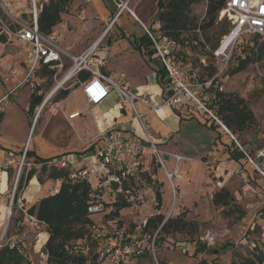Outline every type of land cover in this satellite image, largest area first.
<instances>
[{
	"label": "rangeland",
	"instance_id": "1",
	"mask_svg": "<svg viewBox=\"0 0 264 264\" xmlns=\"http://www.w3.org/2000/svg\"><path fill=\"white\" fill-rule=\"evenodd\" d=\"M37 1L40 2V0ZM90 1L91 4L84 8L82 0H73L67 6L65 13H61V21L56 25L55 30L59 34L65 35L68 42H84L87 37L94 39L101 32L102 41L100 40L101 42L98 44V46L101 45V48L106 41L110 40L109 42H112L118 37H122L121 43L130 41L133 46L134 40L144 34L145 28L157 39L167 38L178 47V58L187 74L188 80L192 82H207V95H204L207 98L204 99L202 96V100L206 102V105L211 101L213 85L215 84V81H211L210 84L209 81L216 74L217 77L215 78L218 88L222 92L243 99L244 104L252 114V118L247 122V127L239 132V141L236 139L244 151L251 158H255L258 149L264 148V55L261 59L254 58L242 71L224 75L228 64L236 61L238 52L242 47L245 49L246 45H252L254 39L264 43V36L241 35L240 39L242 40L234 44L225 55H214L212 51L223 36L220 33L221 26L217 27L214 25L205 31L200 29L199 32H195L198 40L201 39L202 44L200 45L193 46L190 41L181 44L173 37L168 36L161 28V23L156 15V0H140L142 11H138V14L142 16L143 20H147L144 21L145 28L125 10L118 17L114 28H109L105 31L107 24L110 22L108 20L100 31V27H95L92 18L93 16H102V13L97 9V0ZM127 1L121 4L126 3L127 6ZM130 5L132 6L131 3ZM7 6L14 15H19V17H22L20 14L24 10L27 12L30 7L28 3L26 5L24 2L17 0H10ZM109 8L112 12L116 11L113 7ZM91 9L96 10L94 14H92ZM205 9V0L194 2L189 6L188 15L195 18L197 22H201L205 15ZM79 11L82 13H79ZM0 16L7 22L11 21L1 8ZM23 17L27 19L28 14L25 13ZM217 21L228 20L219 11ZM62 24H65L66 28L64 26L61 27ZM170 29L173 31L177 30L173 27ZM190 38L191 36L189 35L188 39L190 40ZM57 43L60 45L59 42ZM238 43L240 44L238 45ZM27 50V47L22 42L6 35L0 27V110L4 111V117L0 124V162L8 158L9 151L5 150L10 148L13 153V159L8 158L11 160L8 170H12L11 175L8 173L7 180L9 192H11L17 175L22 151L26 148L23 144L31 122V116L26 111L29 92L39 85L42 92L46 95V91L53 84L55 85L53 78L51 84H48L45 81L46 78L39 75L38 71L31 76L25 75L28 73L29 66V61L27 60L28 65L24 68ZM142 60L145 65L149 66L145 59ZM212 67H216V70L210 76ZM81 101L80 95L75 91L63 103L67 106L69 105V107L81 108ZM184 105H187V112L183 111L182 114L190 117L186 118L187 120L180 119L182 121V129L179 140L174 142V139H170L164 149L159 145L156 147L164 166L159 163L156 154L148 155V159H150L148 173L150 176L143 177L141 180L138 179L135 187H131L129 195L114 193L112 189L100 186V175H97L92 170L93 161L91 159L83 160L84 166L89 170L86 181L91 193L96 195L97 199L99 197L98 200L101 201L104 208L103 211H96L90 214L95 227L86 225V228H88L91 232L90 235L97 242L102 243L107 235H119L121 232L130 233L133 236H144L142 228L147 218L151 215L161 213L164 215V220L169 217L182 216L189 221L188 228L185 231L171 230L165 234H157L159 228H156L153 230L151 238L156 235L161 236V238L154 242L153 252L149 251L150 256H130L128 264H159L162 260L165 264H197L201 259H205L208 262L216 260L222 264H229L231 261L242 264L246 260H250L249 264H262L258 262L257 256L258 254L260 255V251L264 253V218L257 217L254 219V216L258 209L264 206V181L259 174H253L252 169L254 166L248 159L242 158L241 161H236L232 158L223 159L226 153H231L230 149L233 148L230 146L231 141L234 140L232 136H228L220 125L222 131L216 138L217 132L209 126L211 121L216 122V119L202 107L197 108L193 104ZM190 109L195 112L193 113ZM209 110L214 115L213 110ZM201 117L203 121H207L208 124L206 126L199 119ZM216 117L219 118L218 116ZM78 120L72 121L77 133L80 134L91 128V123L87 119L86 121L81 119L80 124ZM45 121L46 117L44 116L41 119L38 118L36 127L34 124L27 140V147L30 143L31 148H38L37 150L42 154L58 150L51 143L42 140L39 135L43 123L45 125ZM73 134L75 133L73 132ZM164 150L168 152L176 151L184 157L176 165V173L181 175V179L173 177L171 182L166 177L164 167L168 171H173L174 158L166 155ZM25 160L30 161L31 157L26 156ZM26 171L27 166L23 165L20 174L23 175ZM48 173L49 169L36 168L33 176L36 178V182L29 184L27 192L33 193L40 188L44 190V183L55 180L49 178ZM38 176H41L42 182L38 181ZM4 185L5 182L2 183V193H4ZM221 186H225L233 194L236 202L246 211L243 217L239 218L240 211L233 204L221 206L212 203L213 192ZM18 187L19 184H17L16 189ZM25 187L18 189L17 197H19L23 206L19 208L18 205H15L13 207V217L10 221L7 237L18 233L19 225L15 223L19 224L20 222L22 224L20 232L26 233V236L22 238L24 261H30L31 264H47V254L43 249V245L48 238L45 225L38 224V226L32 227V225L23 224L25 210L29 207L22 199ZM156 190L161 193L162 202L159 208L156 207L155 202ZM48 192H51V190L48 189ZM5 197L4 195L2 202H4ZM125 198L129 199L130 205L120 208L119 215L111 218L109 213L115 207L113 203ZM252 222H255L260 230L249 234L248 238L243 240V243L236 246L230 245L229 242L231 243L239 238L245 228ZM189 230L192 232H188ZM207 234L215 235V240L209 245L205 242ZM15 239L14 237L6 238L2 241V244L13 245L17 243ZM150 241L144 238V242L141 245L149 246ZM195 241H200L201 244L205 243V245L201 246L203 248L202 252L197 251L194 255ZM82 243L83 240L79 239L70 241L69 245L72 248H80L81 246L83 247ZM126 243L135 245L140 242L127 241ZM94 246L95 244L91 246V251H93ZM254 248L256 252L253 251ZM89 253L91 254L90 251Z\"/></svg>",
	"mask_w": 264,
	"mask_h": 264
},
{
	"label": "built area",
	"instance_id": "2",
	"mask_svg": "<svg viewBox=\"0 0 264 264\" xmlns=\"http://www.w3.org/2000/svg\"><path fill=\"white\" fill-rule=\"evenodd\" d=\"M10 0H0V8L10 18V22L5 21L0 16L1 30L8 36L14 37L27 46V59L29 61V68L27 76L32 73L39 63L54 62L63 67L62 56L66 55L70 58L71 64L67 68L62 78L56 80L54 87H52L47 94L42 98L37 105L34 112L33 121L35 122L43 110H47L50 114L62 113L68 120L79 115L78 111L72 112L68 115L64 113L60 106V101L53 99L54 95L59 89L70 88L72 85L67 83L73 79L80 71H87L90 77L84 81H78L82 87L84 97L89 105H97L111 92L115 93L120 106L133 114V118L139 123L142 137L137 140H130L123 131L114 127L99 131L94 138L96 146L89 153H82L79 156L76 152L64 153L52 158L35 162L32 160H25L26 148L22 151V157L18 165L16 178L13 182L11 192L7 187L9 166L11 160L5 158L0 162V247L3 245L2 241L6 238L14 237L17 243L23 241L26 236L24 232H18L14 236L7 237L10 221L13 217V207L18 205L19 208L23 206L19 197L14 204V195L23 165L27 166L26 173L34 168L42 169H63L68 171V178L77 180L86 178L89 170L83 165H79L83 159H91L93 161L92 170L100 175L99 185L108 187L114 193H125L128 190L123 188L124 183L129 189L135 186V183L140 179L141 171L143 170L148 155L156 154L159 163L164 166L163 160L157 151L156 143L149 133L146 125L142 121V114L137 110L136 103L142 102L149 105L151 109H155V105L149 104V100L137 91H133L128 85L122 83L119 79L102 74L98 69L92 67L91 59L94 54L95 45L81 54L74 56L65 51L54 38L42 32L38 25V14L42 5L37 0H17L30 5L29 10L22 12V17L14 15L7 5ZM126 7V3L120 5V10ZM120 10L118 12H120ZM222 16L227 18L230 23L229 30L221 37L218 45L213 49L214 55H225V53L233 47L235 42L241 35H258L264 36V0H226L225 5L220 10ZM28 14V18L23 15ZM115 18V17H114ZM114 18L107 24L105 31H107L114 21ZM153 45L156 49L160 62L162 63L169 80V93L164 96L163 104L168 106L193 104L195 107H202L209 112L218 122V118L213 115L203 102L207 98V82H192L188 80L187 74L182 68V64L178 58L177 48L174 42L167 38L157 39L151 32L145 28ZM199 32V28L195 29ZM201 40V39H200ZM204 42V41H203ZM176 47V49H175ZM56 76V73L54 77ZM214 75L209 81L217 83ZM203 96V97H202ZM234 139L233 135H231ZM235 140V139H234ZM241 149V147H240ZM247 159L252 163L257 173L264 179V148L258 149L255 158H251L248 153L242 150ZM175 160V164L184 157L177 153H169ZM176 167V166H175ZM173 171H168L165 167L166 177L172 182L173 177L181 179V175ZM5 182L4 193L1 192L2 183ZM173 185V183H172ZM4 202H2L3 196ZM129 200V199H128ZM103 204L96 202L88 206V211L96 212L103 211ZM38 226L42 224L34 215L25 213L23 224ZM23 231V230H22ZM22 236L19 237L18 236ZM19 237V239H18ZM215 240V235L207 234L205 242L209 245ZM14 243V242H12ZM154 237L151 239L148 249L154 250ZM141 251V245H130L128 243L117 245H105L98 250L97 263L98 264H128L129 257L138 255Z\"/></svg>",
	"mask_w": 264,
	"mask_h": 264
},
{
	"label": "trees",
	"instance_id": "3",
	"mask_svg": "<svg viewBox=\"0 0 264 264\" xmlns=\"http://www.w3.org/2000/svg\"><path fill=\"white\" fill-rule=\"evenodd\" d=\"M201 0H156V15L158 21L161 23V28L168 35L179 41L181 44L185 42H191L194 45H200L202 42L197 38V32L195 29L199 28L202 31L216 25L217 27L221 26L220 33L224 35L230 28L229 21H217L218 12L225 5L226 0H205L206 9L205 15L203 16L201 22H197L195 18L189 17L188 10L190 4L194 2H199ZM69 0H49L43 3L42 8L38 14V25L39 29L46 33L50 34L52 28L61 21V13L65 10L66 5ZM176 28V31L171 30L170 28ZM187 33V34H184ZM191 36L190 40L188 36ZM255 37H259L255 35ZM240 37L237 39L235 44L240 41ZM240 43H238L239 45ZM133 47L140 51L143 58L147 63L156 71L158 76V82L161 84L165 96L169 93V80L167 73L159 60L156 49L153 45L151 38L148 33L144 30V34L136 38L133 42ZM264 55V43H260L257 39L252 41V45H246L241 48L238 52L237 59L234 63L228 64L224 75L233 74L238 71H242L250 61L255 59H261ZM51 63L42 64L39 68V75L46 78V82L51 84L52 76L55 72L54 68H51ZM69 63L64 62L63 67H68ZM216 67H212L210 76L215 72ZM90 77V73L86 71H80L74 78V86L78 81H84ZM72 80V81H73ZM71 82V81H70ZM69 82V83H70ZM213 93L210 98V102L207 104L208 108L213 110L214 115L218 116L219 120L227 127V129L232 133V135L239 141V132H241L245 127H247V122L252 118L251 112L247 109L244 104L243 99L234 97L225 92H222L218 88V83L213 85ZM168 87V88H167ZM39 85L31 91L28 99V108L27 114L31 116L30 127L33 121L34 109L41 102L44 93H39ZM70 92V88L59 89L54 95L53 99L60 100L65 98ZM179 105L171 106L173 110L177 113ZM4 117V111L0 110V124ZM37 123V122H36ZM35 123V127H36ZM203 124H208L207 121H204ZM210 128L217 132L216 138L221 133L222 129L220 124L211 121L209 124ZM34 127V128H35ZM224 132V131H223ZM226 133V132H225ZM233 148L230 149V156L233 160L241 161V159H247L244 152L238 148L234 140L231 141ZM92 147H88L82 150H75L73 152L82 154L86 153ZM69 153V152H64ZM61 153V154H64ZM25 155L27 157L35 156L34 161L40 162L54 156L50 157H40L33 153V150L30 149V143L26 149ZM247 161V160H246ZM45 170V167L42 168ZM11 169L9 175H11ZM253 174L257 175L255 168L252 169ZM251 171V172H252ZM149 171L143 169L141 171L140 180L144 177L150 176ZM35 175V169L31 168L27 173L19 175L18 189H21L23 186H26L29 180ZM49 178L60 179L61 183L59 189L51 194L41 197L36 203L29 205L25 210L27 214L34 215L39 222L45 225V230L48 233V238L43 245V249L47 254V264H98L97 263V253L101 247L105 245H117L124 244L127 241L136 242L139 241V245L144 242V238L148 241L151 240L153 230L158 229L157 234H165L167 232L173 231H185L188 228L189 221L184 217H169L164 220V215L157 213L151 215L147 218L145 225L142 228L144 236H133L125 232L121 234L107 235L103 239L102 243H99L94 239L90 234L91 232L86 228L87 226L95 227V223L90 217V214L93 212L88 211V206L90 204L101 202L96 198V195L91 193L89 185L86 178H81L77 180H69L68 171L63 169H50L48 173ZM68 181H67V180ZM38 181L42 182L41 176H38ZM73 181V182H72ZM135 187V186H134ZM132 187V188H134ZM123 188L128 190L125 194L129 195L131 189L124 183ZM15 190L14 195V204L16 203L17 193L19 190ZM212 203L214 205H228L233 204L236 209L240 211L239 218L243 217L246 212L245 210L236 202L233 194L225 187L221 186L216 191L213 192L211 197ZM155 202L156 207L161 206V193L159 190L155 191ZM130 205L128 199L117 201L113 203L114 209L110 211V217L115 218L119 215V209L125 206ZM257 217H264V208L258 210L254 216V219ZM20 221V220H19ZM16 222V221H15ZM14 222V223H15ZM15 224L19 225L17 232L21 231L22 224L16 222ZM260 230L259 226L252 222L247 226L243 234L233 242H229L230 245H239L243 243V240L248 238V235L253 231ZM188 232H192L189 230ZM91 236V237H90ZM96 236V235H95ZM161 236H155L154 242L157 239H160ZM83 240V247L72 248L69 243L70 241ZM93 251H91V246L94 245ZM196 247L194 255L197 251L202 252L203 248L201 247L204 244H201L200 241H195ZM21 243H15L13 245L3 244L0 247V264H31L30 261H24L25 255L22 253ZM91 252V254L89 253ZM253 251L256 252L255 248ZM257 259L258 262L263 264L264 253L259 252ZM138 255L150 256L148 246L141 245V251ZM250 260H246L245 263L249 264ZM159 264H165L162 260ZM197 264H222L218 263L216 260L208 262L205 259H201ZM229 264H237L234 261H231Z\"/></svg>",
	"mask_w": 264,
	"mask_h": 264
},
{
	"label": "crops",
	"instance_id": "4",
	"mask_svg": "<svg viewBox=\"0 0 264 264\" xmlns=\"http://www.w3.org/2000/svg\"><path fill=\"white\" fill-rule=\"evenodd\" d=\"M72 1L73 0H69L68 4L65 7V10L63 11L64 13L66 11L67 6L69 5V3L71 4ZM124 1L126 0H109V1L97 0L96 6L99 12L102 13V16H93L92 19L94 20L95 27H100V31H101L103 27L106 25L107 21L115 17L113 23L110 26V29L114 28V25L118 20V17L126 10L131 17L138 20L141 23L142 27L145 28L146 25L144 21L147 20L146 19L143 20L142 16H139L138 14V11L139 12L142 11L139 2L140 0H135L134 2L133 0H128L127 6L123 7L122 10H120V5ZM45 2L47 1L40 0L39 3L43 5V3ZM82 2L84 8L91 4L90 0H82ZM130 3L132 4V6L130 5ZM109 7L115 8L116 11L112 12V10ZM91 10H92V14H94L96 11L93 9ZM119 10L120 12H118ZM79 13L82 12L79 11ZM56 25L52 28V31L49 35L55 38V41L59 42L61 47L65 51H67L70 55L77 56L82 52L86 51L87 49H89L92 45H95L94 54L91 59L92 67L98 69L104 75L119 79L122 83L128 85L133 91H137L138 93L142 94L146 99H148L150 105L153 104L156 106L155 109H151L149 105H146L142 102L136 103V108L142 114V121L146 125L149 133L154 139V142L156 143V147L157 145H159L161 146L162 149H164L165 147H167L168 141L170 139H174V142H176V140H179L180 131L182 129L181 120H187L186 118L190 117L182 114L183 111L187 112L186 111L187 105L184 104L179 105L177 107L178 112L176 113L171 106L164 105L162 103L165 96V92L161 84H159L158 82V76L156 71L150 65L147 66L144 64L142 60L144 59L142 58L143 57L142 54L140 53V51L138 52V50L132 46L130 41L121 43V40L123 39H121L122 37H118L115 38L112 42H109L110 40L106 41L105 43H103V46L101 48L100 47L101 45L98 46V44L99 42L102 41V33L99 32L94 39H92L91 37H87L84 42L70 43L65 38V35L59 34L58 31L55 30ZM63 26L64 28H66L65 24H62L61 27ZM140 54L142 57L140 56ZM25 58L26 60H25L24 68H26L28 65L27 54ZM62 61L63 63L68 62L69 63L68 67L71 64L70 58L66 55L62 56ZM42 64L43 63H39L32 71L30 76L34 75V73L39 70ZM68 67L66 68L62 67L61 69H59V66L56 63L51 65V68L55 69V72L52 76L55 83L56 80L62 78ZM55 73L56 76L54 77ZM25 75L27 76V73ZM74 82L75 80L72 81V79L70 83L68 82L72 86L70 87L69 94L63 99V101H65L67 97H69L73 92L76 91L80 95L82 100L81 108L69 107V105L67 106L65 103H63V101H61L62 99H60L59 101H60V106L66 115L75 111H78L79 115L68 120L60 112L57 114H50L47 112V110H43L38 118L41 119L44 116L46 117V121H45V125L43 123L39 135L42 140H46V142L51 143L54 146V148L58 150L56 152L42 154L39 150H37L38 148H31L30 146V149L33 150V153L35 155L40 157L58 156L64 152H73L75 150H82L91 146L92 148L87 151L89 153L96 146L94 138L97 135V133L99 131L111 127L122 130L123 134L130 140H137L140 139V136L141 137L143 136L138 121L133 118V114L130 111H126L120 106L115 93L111 92L97 105H89L84 97L82 87L78 82L74 86ZM53 85L46 91V93L52 87H54ZM38 91L39 93H43L42 89H39ZM30 93L31 91L29 92V95ZM36 107L34 111L36 110ZM27 108H28V104H27ZM190 111H192L193 113L195 112L192 109H190ZM202 117L199 119L203 123L204 121ZM38 118L35 122L32 121V125L31 127H29V130L27 131V135L23 144L26 147V149H27V140L29 138V134L31 132L33 125L38 121ZM75 119H79L78 120L79 124L81 119H83L84 121H86L87 119V121L91 123V128L88 129V131H83L80 134L77 133L72 123V121ZM216 122L221 125V127L225 130L228 136L232 135V133L220 120L219 122L216 120ZM73 132L76 135L73 134ZM234 139H235L234 142H236L238 148L240 149L241 147L240 150H244L242 146H240V144L237 142L235 137ZM5 151H9L8 158L9 157L12 158V154H13L11 152L12 150L10 148H6ZM164 151L165 154L171 158L173 157L170 156L169 153L178 154V152L176 151L173 152L171 151L168 152L167 150ZM77 155L79 156L80 154ZM30 157L31 160L32 159L34 160L35 156L32 155ZM227 158L231 159V156L228 153H226L223 159H227ZM83 160L80 161L79 165L82 166L84 165ZM149 161L150 159H147V162L143 169L146 170L150 169L149 168L150 164H148ZM173 161H174L173 169H175L176 168L175 160L173 159ZM31 182H36V178L33 177L29 180L28 184L26 185L22 193V199L26 205H31L33 203H36L41 197L56 192L60 186L61 180L55 179L53 181L52 180L47 181L46 183L43 184L45 186L43 187L44 190L40 188L36 192L29 193L27 192V188ZM48 189H50L51 192H48ZM262 208H264V206L259 208L258 210ZM261 218L263 219L264 217Z\"/></svg>",
	"mask_w": 264,
	"mask_h": 264
},
{
	"label": "bare ground",
	"instance_id": "5",
	"mask_svg": "<svg viewBox=\"0 0 264 264\" xmlns=\"http://www.w3.org/2000/svg\"><path fill=\"white\" fill-rule=\"evenodd\" d=\"M100 38H101V37H100ZM100 38H99V39H100ZM95 43H96V42H95ZM5 187H6V186H5ZM5 187H4V189H3V190H5Z\"/></svg>",
	"mask_w": 264,
	"mask_h": 264
}]
</instances>
